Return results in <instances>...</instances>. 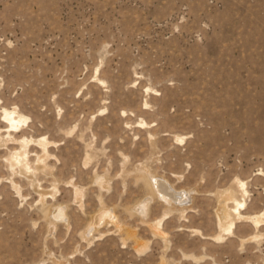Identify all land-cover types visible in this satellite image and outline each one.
Here are the masks:
<instances>
[{
  "label": "rangeland",
  "instance_id": "374dc122",
  "mask_svg": "<svg viewBox=\"0 0 264 264\" xmlns=\"http://www.w3.org/2000/svg\"><path fill=\"white\" fill-rule=\"evenodd\" d=\"M0 264H264V0H0Z\"/></svg>",
  "mask_w": 264,
  "mask_h": 264
},
{
  "label": "bare ground",
  "instance_id": "6f19581e",
  "mask_svg": "<svg viewBox=\"0 0 264 264\" xmlns=\"http://www.w3.org/2000/svg\"><path fill=\"white\" fill-rule=\"evenodd\" d=\"M12 115V114H11ZM15 121V120H14ZM13 121V122H14ZM19 121V120H18ZM18 123V122H17ZM19 124V123H18ZM23 156V153H20V154H17L13 159H12V161H13V163H17V164H20V166H21V168H22V170L23 171H26V169H28L27 167H26V164H25V158H23L22 157ZM25 159V160H24ZM155 178V177H154ZM154 178H152L153 180H154ZM165 181V180H164ZM163 181V178L162 179H157V188H159V190L160 191H162V192H164V193H167L168 194V196L170 197L169 199H173L174 200V198L176 199V201H177V199H180L182 196H180V194L181 193H177L176 191H174V190H172V189H170V187L167 185V183H165ZM155 182V183H156ZM152 185H153V183H152ZM242 185H244V184H242ZM245 187V186H244ZM169 188V190L171 191V193L169 192H165V190L166 189H168ZM242 188V187H241ZM156 190V189H155ZM159 191V192H160ZM158 192V191H157ZM161 193V192H160ZM184 194V193H183ZM235 194H236V192L234 193L233 191H232V189H231V191H230V193L228 194V197H227V199L228 200H233L234 202H236V203H240V202H238L237 201V198H236V196H235ZM182 195V194H181ZM164 197H166V195L164 194ZM183 198V197H182ZM181 198V199H182ZM167 199V198H166ZM185 199V198H184ZM168 200V199H167ZM179 201V200H178ZM184 201V200H183ZM167 202V201H166ZM180 202V201H179ZM238 204H236V205H238ZM241 205V204H240ZM141 210V209H140ZM139 210V211H140ZM236 210V209H235ZM105 211V210H104ZM104 213L105 212H103L101 215H104ZM109 213H111L110 211H109ZM234 213V212H233ZM112 214V213H111ZM224 217L226 218L225 219V225L228 223V218H230L231 217V215H233L231 212H229V209L228 210H226L225 209V211H224ZM110 216V215H109ZM235 216V215H234ZM102 217V216H101ZM237 217V216H236ZM105 218V217H104ZM238 218V217H237ZM241 218V217H240ZM105 220V219H104ZM237 220V219H236ZM103 221V220H102ZM97 222V221H96ZM104 222V221H103ZM230 222H231V220H230ZM109 225V224H108ZM96 229V228H95Z\"/></svg>",
  "mask_w": 264,
  "mask_h": 264
}]
</instances>
